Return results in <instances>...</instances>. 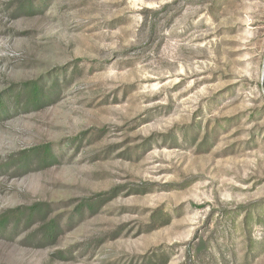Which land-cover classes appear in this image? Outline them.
Listing matches in <instances>:
<instances>
[{"label": "rangeland", "instance_id": "obj_1", "mask_svg": "<svg viewBox=\"0 0 264 264\" xmlns=\"http://www.w3.org/2000/svg\"><path fill=\"white\" fill-rule=\"evenodd\" d=\"M0 100V264H264V0H0Z\"/></svg>", "mask_w": 264, "mask_h": 264}, {"label": "trees", "instance_id": "obj_2", "mask_svg": "<svg viewBox=\"0 0 264 264\" xmlns=\"http://www.w3.org/2000/svg\"><path fill=\"white\" fill-rule=\"evenodd\" d=\"M43 96H44L43 89L41 88V86L39 84L34 82L31 85V96H30L31 97V103L34 102L37 104V106H42L43 103H45V99L43 98ZM45 152H46V156L41 161H42V163L49 164L48 161H45V160H47V156H50L51 151L45 150ZM38 153L39 152H37V155L40 154V153L39 154ZM0 226H3L2 221H0ZM54 228H55V225H53V224L51 226L49 225V229H50L49 231H51V233H54Z\"/></svg>", "mask_w": 264, "mask_h": 264}]
</instances>
